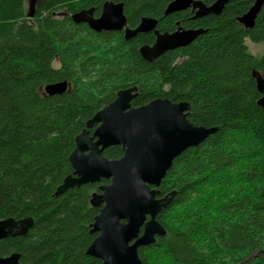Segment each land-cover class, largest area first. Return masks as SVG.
Listing matches in <instances>:
<instances>
[{"label": "trees", "instance_id": "trees-1", "mask_svg": "<svg viewBox=\"0 0 264 264\" xmlns=\"http://www.w3.org/2000/svg\"><path fill=\"white\" fill-rule=\"evenodd\" d=\"M28 1L0 0V219L31 217L32 225L2 238L0 257L102 264L86 249L96 236L91 193L107 180L54 191L72 172L68 156L86 121L118 90L136 86L131 106L186 101L192 124L216 127L162 178L158 196L175 195L156 216L165 234L138 248L141 264H264V109L251 76L255 69L264 78V52L246 44H264V2L247 28L237 18L254 0H228L218 14L195 18L189 9L164 15L172 0H37L32 8ZM105 1L123 4L129 27L146 16L160 32L177 24L203 31L147 61L138 49L153 43V32L126 39L69 16L90 7L98 14ZM57 81L66 90L45 94ZM102 155L117 159L122 150L112 145Z\"/></svg>", "mask_w": 264, "mask_h": 264}, {"label": "water", "instance_id": "water-1", "mask_svg": "<svg viewBox=\"0 0 264 264\" xmlns=\"http://www.w3.org/2000/svg\"><path fill=\"white\" fill-rule=\"evenodd\" d=\"M36 1H28L30 8ZM227 1L215 0L206 5L200 0H172L164 15L189 6L196 9L194 18L218 14ZM263 2L254 0L237 18L238 22L252 27ZM71 20L86 23L97 32L124 29L126 39L138 33L153 32V43L143 44L138 49L147 61L166 50L187 45L203 31L179 26L171 32H160L156 29L157 20L146 16L141 17L134 28H128L122 3L112 1L102 4L96 18L90 7L72 13ZM251 76L260 93L257 105L264 109V78L255 69L251 70ZM67 86L66 81H57L46 84L43 90L48 95L61 94ZM135 96L136 86L118 90L112 101L86 121L85 127L75 136L74 147L68 156L72 172L54 191L58 195L69 188L107 180L97 186L89 200L92 206L98 207V213L90 225V232L96 236L86 249V254L100 259L102 264H141L138 248L154 243L156 236L165 234L156 216L175 195V191H170L158 197V187L167 169L182 151L198 145L216 130V127L192 124L186 117L189 109L186 101L156 98L135 107L131 106ZM112 145L122 150L117 159L102 155V151ZM31 225V217L0 219V240L23 235ZM0 264H19V254L0 257Z\"/></svg>", "mask_w": 264, "mask_h": 264}, {"label": "flooded vegetation", "instance_id": "flooded-vegetation-1", "mask_svg": "<svg viewBox=\"0 0 264 264\" xmlns=\"http://www.w3.org/2000/svg\"><path fill=\"white\" fill-rule=\"evenodd\" d=\"M103 3H104V2H103ZM103 3H102V4H103ZM113 3H120V2H113ZM101 7H102V5H101ZM101 7H100V11H99L98 14H95V11H94V9H93V17L96 18V17H98V16L100 15ZM122 7H123V4H122ZM187 9L191 10V11H192V14L194 15V12H195L194 9H192V8H190V7L187 8ZM60 13H61L62 15H65L66 12H65V11H62V12H60ZM123 13H124V8H123ZM124 15H125V13H124ZM69 16H70V18H71V14H69ZM125 17H126V15H125ZM84 24H86V23H84ZM86 25H87V24H86ZM87 26H88V25H87ZM125 26L128 27V28H134V27H135V26H134V27H129V26L127 25V19H126V24H125ZM177 27H179L178 24H177ZM184 29H188V28H184ZM104 31H121V32H122V35H123V37H124V29H120V30H104ZM173 31H174V30H173ZM166 32H167V31H166ZM124 38H125V37H124ZM98 185H99V184H98ZM98 185H97V186H98ZM95 191H97V190H95ZM95 191H93V192H95ZM93 192H92V193H93ZM92 193H91V194H92ZM161 196H163V195H160V196H158V197H161Z\"/></svg>", "mask_w": 264, "mask_h": 264}, {"label": "rangeland", "instance_id": "rangeland-1", "mask_svg": "<svg viewBox=\"0 0 264 264\" xmlns=\"http://www.w3.org/2000/svg\"><path fill=\"white\" fill-rule=\"evenodd\" d=\"M246 44L248 46V50L251 53L259 54L261 52H264V44H261V43H251L249 40H246Z\"/></svg>", "mask_w": 264, "mask_h": 264}, {"label": "bare ground", "instance_id": "bare-ground-1", "mask_svg": "<svg viewBox=\"0 0 264 264\" xmlns=\"http://www.w3.org/2000/svg\"><path fill=\"white\" fill-rule=\"evenodd\" d=\"M209 5H210V4H209ZM189 7L192 8L191 6H189ZM189 7H187V8H189ZM187 8H186V9H187ZM192 9H194L195 12H196V9H195V8H192ZM164 10H165V9H164ZM184 10H185V9H184ZM195 12H194V15H195ZM194 15H193V16H194Z\"/></svg>", "mask_w": 264, "mask_h": 264}]
</instances>
